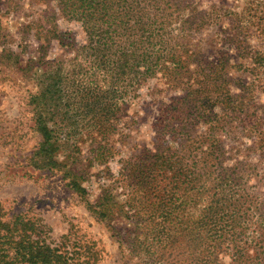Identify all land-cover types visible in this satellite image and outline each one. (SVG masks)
<instances>
[{
    "label": "trees",
    "instance_id": "obj_1",
    "mask_svg": "<svg viewBox=\"0 0 264 264\" xmlns=\"http://www.w3.org/2000/svg\"><path fill=\"white\" fill-rule=\"evenodd\" d=\"M36 1L46 8L22 25L21 35L32 34L41 44V61L57 41L76 52L80 75L93 71L97 77L93 90L84 76L77 83V98H83L82 103L93 99V107L83 104L93 113L92 121L86 120L88 127L103 136L111 133L119 121V100L137 95L151 80L178 93L160 104L152 144L144 146L137 159L126 161L121 174L130 183L118 219L142 231L138 236L143 234V241L134 238L140 250L156 246L152 251L164 264H264L261 195L249 189L248 170L227 162L231 154L218 134L246 123L241 116L244 101L230 88L228 72L232 50L249 52V40L240 34L242 15L231 12L224 26L218 8L206 10L199 0H57L56 8L51 5L55 0ZM59 16L82 24L86 45L79 46L72 33L60 30ZM257 19L264 31V12ZM211 27L218 28L219 39L197 37ZM210 52L218 57L211 59ZM7 56L19 71L34 66L29 60L25 67L19 53L9 51ZM58 71L39 77V91L31 99L41 138L34 163L42 170L73 175L70 186L82 193L75 169L80 159L59 156L72 139L65 131L77 102L74 107L64 102V84L74 87L75 81L61 74L66 70ZM104 148H97L98 157ZM105 198L95 206L103 219L112 213L111 204L100 203ZM252 227L258 228L253 236ZM70 243L68 235L51 239L39 220L22 214L7 217L0 208V264H96L93 246Z\"/></svg>",
    "mask_w": 264,
    "mask_h": 264
},
{
    "label": "rangeland",
    "instance_id": "obj_2",
    "mask_svg": "<svg viewBox=\"0 0 264 264\" xmlns=\"http://www.w3.org/2000/svg\"><path fill=\"white\" fill-rule=\"evenodd\" d=\"M199 1L206 10L218 8L224 26H228L231 12L242 15L238 25L242 38L249 40V52L240 55L232 50L228 72L232 79L230 88L241 97L242 103L244 101V109H248L249 114L245 118L243 109L241 116L245 125H237L228 132L220 130L218 134L231 154L227 162L240 163L252 176L248 187L251 192L261 195L263 206L259 214L264 218V31L257 25V18L264 12V0ZM51 5L56 8L57 0ZM45 8L36 0H0L3 28L0 53L7 50L0 56V208L7 217L22 214L39 220L54 241L68 235L73 244L93 246L98 259L96 264H164L159 260V254L152 251L156 246L140 250L141 245H137L134 238L144 240L143 234L138 236L141 230L135 229L130 221L118 219L130 183L121 174L126 161L137 159L144 146L152 144L160 104L178 93L151 80L138 90L137 95L130 94L119 100V121L111 133L103 136L98 129L88 127L86 120L92 121L93 113L87 112L83 104H89L91 108L94 103L91 96L88 103H82L84 99L76 96L77 86L84 76L78 73L76 52L53 41L41 61V44L32 34L27 38L21 35L22 25L36 18ZM57 23L61 31L74 35L79 46L86 45L87 35L80 22L59 16ZM219 36L218 28L211 27L197 37L215 40ZM9 51L19 53L25 67L29 60H34L33 68L17 70L13 59L7 56ZM209 54L211 59L218 57L214 52ZM80 61L87 62L88 59L80 58ZM58 70H66L61 74L69 75L70 81H75L74 87L70 83L64 84L63 88H67L64 102H70L73 107V102H77V108L68 115L73 122L70 119L71 125L65 131L72 139L59 151V156L65 160L74 154L80 159L75 169L77 180L85 189L82 193L70 186L73 175L66 177L63 170H42L34 163V153L41 138L35 130V107L31 99L39 91V77ZM91 74L93 71L84 76L86 82L89 81L86 85L89 90H93L92 80L97 78ZM214 109L216 113L220 112L218 104ZM101 145L105 148L98 157L96 150ZM126 176L128 178L127 171ZM103 196L107 201L100 203L112 205L111 217L108 215L107 219L101 218L95 209ZM257 230L252 227L249 233L253 236ZM147 232L145 228L144 233Z\"/></svg>",
    "mask_w": 264,
    "mask_h": 264
}]
</instances>
